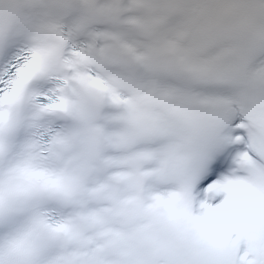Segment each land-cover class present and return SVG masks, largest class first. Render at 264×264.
<instances>
[{
  "label": "snow or ice",
  "instance_id": "6c2138e0",
  "mask_svg": "<svg viewBox=\"0 0 264 264\" xmlns=\"http://www.w3.org/2000/svg\"><path fill=\"white\" fill-rule=\"evenodd\" d=\"M0 264H264V0H0Z\"/></svg>",
  "mask_w": 264,
  "mask_h": 264
}]
</instances>
